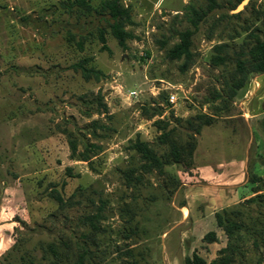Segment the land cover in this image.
I'll use <instances>...</instances> for the list:
<instances>
[{"label":"rangeland","instance_id":"rangeland-1","mask_svg":"<svg viewBox=\"0 0 264 264\" xmlns=\"http://www.w3.org/2000/svg\"><path fill=\"white\" fill-rule=\"evenodd\" d=\"M60 1L0 0V264H47L49 243L66 237L80 243L82 233H89L87 264H186L192 253L212 261L227 239L210 212L236 208L249 228L258 206L224 207L222 178L212 190L191 187L175 165L165 169L179 178L177 187L164 184L167 174L152 173L135 189L121 171L136 163L131 139L154 141L155 120L204 113L212 119L196 135L193 166L241 160L238 173L247 180L253 171L263 174L257 182L264 186V72H249L230 98L221 88L234 62H209L217 43L239 49L248 34L264 36V0L240 9L241 0H213L209 10L208 0H120L131 19L124 47L101 16L68 15ZM194 11L206 13L196 22ZM185 30L190 56L169 59ZM84 57L91 58L85 67L102 73L98 80H84L71 67ZM159 79L190 91L170 106L164 93L150 94ZM126 89L143 93L129 98ZM213 90L222 99L212 100ZM82 153L88 161L79 160ZM183 203L192 218L182 215ZM201 212L209 219L197 222ZM96 213V229L81 223ZM208 230L215 241L203 240ZM239 234L230 264H264V243L254 245L243 228Z\"/></svg>","mask_w":264,"mask_h":264},{"label":"trees","instance_id":"trees-1","mask_svg":"<svg viewBox=\"0 0 264 264\" xmlns=\"http://www.w3.org/2000/svg\"><path fill=\"white\" fill-rule=\"evenodd\" d=\"M213 2V0H208V10L212 7ZM59 5L68 15H76L78 17L97 14L101 16L105 20L110 34L122 47L125 46L126 40L132 37L130 32L124 29V26L131 22L129 10L123 6L120 0H101L94 6L90 5L88 0H61ZM194 13L196 14L197 22L206 12L197 14L194 11ZM25 19V17L21 18V20ZM103 33L104 30L100 29L98 39L101 46L106 47ZM190 34L191 32L188 30L180 32V42L174 44L173 48L167 53L169 59L178 58L184 53L187 58L190 56ZM248 35V39L241 42L242 45L239 49H235L233 45L227 42H220L212 47L213 52L209 61L212 66L226 67L227 62H234L233 68L227 69L228 75L225 76L222 82L226 88H223V86L221 88L222 92L225 90V93L230 98L235 96L236 91L244 85L249 72H264V36L259 38L254 33ZM76 45L80 50L82 49L81 40L76 41ZM227 51H231V55ZM90 59V57H84L73 63L71 67L74 71L79 70L84 80H89L91 75L95 80H98L102 73L93 66L85 67L84 65ZM223 96L221 90H213L212 100L222 99ZM102 106L105 109L104 105ZM157 109L158 112H161L163 108ZM211 119L212 115L197 113L185 119L174 117L172 121L170 119L155 120L154 122L159 132L152 143L140 139L138 135L128 143L127 149L132 151L131 157L135 158L136 163L121 171L126 185L137 189L138 185H141L144 181V175L152 173L159 176L166 175L165 168L169 165H175L182 172L189 173L190 169L193 168V153L197 142L196 135L200 133L202 126L210 124ZM87 146L89 148L95 147L91 143L87 144ZM75 149L76 145L71 141V154L75 153ZM79 160L88 161L89 157L82 153ZM258 179L252 176L251 182L258 181ZM167 182L172 187H177L181 183L178 177L171 174H167L164 184L166 185ZM253 192L254 195L239 202L243 205L255 204L259 208V213L252 219L250 227H245L240 217L242 212L236 208H222L215 211L213 214L215 225L225 234L226 245L219 250L218 257L210 262H206L196 253H192L191 257L186 259V264H230L233 255L240 248L237 241L240 240L239 231L242 228L247 234L252 236L254 245L259 246L264 243V186L258 184ZM97 217V213L89 214L80 220L82 224H87L90 229H96L95 221ZM88 235L89 233H82L83 241L80 243L77 240L72 242L70 237L59 239L58 245L49 243L47 249L51 253L52 259L47 264H66V262L70 264H87L86 255L88 248H86L84 240L88 238ZM215 239L214 231H208L203 236V240L207 242H213Z\"/></svg>","mask_w":264,"mask_h":264},{"label":"crops","instance_id":"crops-1","mask_svg":"<svg viewBox=\"0 0 264 264\" xmlns=\"http://www.w3.org/2000/svg\"><path fill=\"white\" fill-rule=\"evenodd\" d=\"M241 162L242 161L240 160V163L238 164H241ZM238 164L227 165V166L225 165L226 167L224 165L221 166V163L219 164L218 163H215V164L205 163L201 165H194L193 168L190 169L189 173H185V174H187V176L193 181L189 186L191 187L197 186L196 188H199V186L202 185L201 187L204 190L215 189L214 187L215 182H217L218 179L222 178L221 180H223L224 184H222L223 186H220V187L227 188L225 190L227 194H225L224 198L221 200L224 202V207H225L230 204L237 203L238 201H242L254 195L253 191L255 190V187L258 185V182L257 181L251 182V177L255 176L256 178L260 179L263 176V174H259L253 171L249 174L250 180L244 179L245 174L238 173V170H237L239 167ZM243 164H245V162ZM244 169H246V167ZM196 181H199V182L202 181V183H197ZM218 188H217V191L222 190L221 188L219 189ZM191 198L192 197L188 199H191ZM192 201H193V198H192ZM187 202L189 201L187 200ZM181 210H182V213L185 211V213L182 214L183 216H185L187 213V215H189L190 218H192L191 209H189V207H187L184 203L181 205ZM214 212H210L211 213L210 217L213 218ZM208 215L201 212L200 215L196 216L198 217L197 222H200V221L203 222L204 219L208 218ZM208 231H214V230H208Z\"/></svg>","mask_w":264,"mask_h":264},{"label":"built area","instance_id":"built-area-1","mask_svg":"<svg viewBox=\"0 0 264 264\" xmlns=\"http://www.w3.org/2000/svg\"><path fill=\"white\" fill-rule=\"evenodd\" d=\"M156 82L157 85L151 86L150 94L157 96L160 93H164L166 96V102L170 106L174 105V103L178 100V97L181 96L185 98L186 94L190 91V88L182 86L181 83H170L162 79H159ZM125 93L129 98H134L142 95L143 89H126Z\"/></svg>","mask_w":264,"mask_h":264},{"label":"water","instance_id":"water-1","mask_svg":"<svg viewBox=\"0 0 264 264\" xmlns=\"http://www.w3.org/2000/svg\"><path fill=\"white\" fill-rule=\"evenodd\" d=\"M249 0H241L239 5L237 6V9H240L243 5H245Z\"/></svg>","mask_w":264,"mask_h":264},{"label":"bare ground","instance_id":"bare-ground-1","mask_svg":"<svg viewBox=\"0 0 264 264\" xmlns=\"http://www.w3.org/2000/svg\"><path fill=\"white\" fill-rule=\"evenodd\" d=\"M184 213V212H183Z\"/></svg>","mask_w":264,"mask_h":264}]
</instances>
